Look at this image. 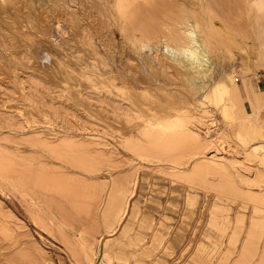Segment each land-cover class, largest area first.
<instances>
[{"label": "rangeland", "instance_id": "obj_1", "mask_svg": "<svg viewBox=\"0 0 264 264\" xmlns=\"http://www.w3.org/2000/svg\"><path fill=\"white\" fill-rule=\"evenodd\" d=\"M188 2L189 0H156V17L165 21L171 16L180 18L183 16L182 9L188 5ZM12 3L8 6L12 19L11 27L0 20V116L5 119L4 121L0 120V143H3L2 146L0 144V151L4 156L10 158L15 154L18 157V153H20L19 159L21 161L32 163L30 168L33 174H40L44 182L49 179L50 183L47 182L45 185L46 190L41 189V185H35L33 191L38 199L44 205H47L45 207L52 214V219L49 220L45 217L46 215L30 208L21 200L22 198L18 193L12 192L8 186L0 183V205H2L0 206V264H20L21 262V264H25L23 259L26 260V258L33 259V264H47V261L50 264H132L133 252H141L143 249L149 248L152 243L151 231L155 227V222L161 220L162 217L165 218V220L164 218L162 220V226L164 225L165 228L164 232L168 231V233L162 239L157 240L159 243L154 240L155 246L151 249L149 257L144 256L143 259L142 255L138 256L144 264H152L154 261H158V264H188V262L191 264H264V240H261L262 242L257 247L256 237L254 235L253 237L249 236L248 241L243 246V248L246 246L244 249L246 253L244 252L245 254L242 255L243 248L241 250L242 241L246 237L248 229L253 234H257L261 226L264 228V169L258 166L259 161L256 158L248 154L251 144L255 141L243 142L240 140L235 132L234 125L226 126V134L219 139L216 132L219 130V126L224 124L222 112L213 101L200 98L199 101L202 104L194 101L196 103L192 106L193 100L189 103L191 104L190 115L200 114L199 108L202 107L207 110V114L215 118L216 127L205 126L206 130L204 132L207 136L215 135L212 141L207 144L206 142L203 144V141H201L196 145L184 136L172 133L168 136L170 142L164 144L162 141L158 142L156 135L158 131L153 130L155 133L150 134L151 137H149V134L145 136L141 133L135 137L140 143L138 146L135 144L124 149L118 142L124 137L121 133L110 128L107 121L99 115L97 116L91 111H84L75 104L72 97L67 93V88L65 90L62 86L66 82H63L58 66L53 64L48 67L47 71L41 70L40 62L45 61L43 60L45 54L41 49L42 46L37 36L31 32L34 29L30 30L23 21L16 17V10ZM215 3L216 5H214ZM204 5H206L205 15L213 37L218 45L219 42H223L221 52L225 54V58L223 57L224 59H221V62L226 63L225 59L230 57L231 60H235L234 65H237L235 82L237 89L239 88L238 93L241 106H243L241 110L251 112L250 97L248 98L247 90L243 84H248L259 97H264V61L262 59L264 56V10L262 15L258 14L256 8L246 0H204ZM112 25L113 27L110 24L109 26L105 25V27L117 44L116 48L113 49L112 58L114 59L111 61L105 57L103 58L113 67L112 71L116 76V66L118 65L121 68L123 67L122 60L132 59L131 54H129L131 41L129 45L130 36L124 37L120 33L121 30L117 31L119 30L116 27L117 25ZM15 26L27 30L24 34L19 35V32L15 30ZM65 30L64 36L69 33L68 29ZM94 32L91 28L90 37L95 41L97 38L93 35ZM241 39L249 43L244 50L240 48L239 41ZM34 42L39 48L38 51L40 50L37 55L34 54L33 48L27 47ZM15 49L21 51L22 59H19V57L17 59L14 56ZM233 49L236 51H233ZM256 51L262 54L261 58L257 57L259 54ZM235 52H238V55L249 62L248 67L238 61L239 59H234ZM9 59L18 63L17 69L8 67ZM74 61L71 59L68 64L70 71H77L79 68L78 63ZM81 67H85L86 70ZM81 67L82 72L89 71V66L84 65ZM92 79L91 77L90 80L93 81ZM116 84L119 85L118 80ZM138 88L140 87L138 86ZM98 90L96 88L93 90L91 87L83 93L86 98L90 93V95L92 93L99 95L98 98L101 100L98 102H105V107L108 106L107 102H113L112 104L115 103V100L118 103L121 102L117 101L116 98L118 97L110 96L108 91ZM46 96L48 98H45ZM103 97L107 98L103 100ZM98 102H90V104L92 107L97 106V110L106 113L107 108L104 110L102 108L104 106ZM95 104L96 106H94ZM114 105L117 106V103ZM237 107L239 109V105ZM16 109H22V112ZM238 109L234 108L235 118L237 119H234V122L236 124L239 123L244 114ZM238 113L242 115H238ZM6 115L9 116L8 119H6ZM108 115L111 117L110 114ZM81 119L87 122L84 124ZM92 127L95 129L92 130ZM103 128L105 129L103 130ZM246 128H241V134ZM262 131L264 132V128ZM157 134L159 135V133ZM110 135L112 138L116 136L118 138L112 139ZM110 140L117 141L118 146ZM223 141L224 144L226 142L225 145L222 144ZM258 141L264 142V139ZM14 144L15 147H9L14 146ZM19 147L22 149H19ZM109 149L112 151L111 157ZM31 151L32 153H30ZM11 154L12 156H10ZM28 154L31 156H28ZM17 157L12 158L18 161ZM223 159L231 163V167H225L223 163L226 162H223ZM238 162L246 168H240ZM112 166H116L113 172V174L116 172L114 175L110 173V167ZM83 171L95 173V177L91 179L90 183L79 174H85ZM135 171L142 172L145 177L136 179L132 196L130 195V197L128 192L118 193L119 187L127 184L124 180V178H127L125 173H134ZM54 174L57 176H53ZM92 184L94 185L93 188H91ZM69 186L72 190L70 192L66 191V187ZM60 188L64 189L61 190ZM189 196L193 201L194 216L192 215L189 218L188 225L182 232L180 240L170 242L171 233L177 226L178 219L185 206V200ZM129 197L130 202H137L141 209L149 207L153 213V224L146 233V236H148L142 241L133 242L128 240L130 236L134 235L136 222L123 237H115L120 231V229L118 230L119 224L127 217L125 216L124 207L127 209L126 200L128 201ZM215 203H232L233 205L229 211V219L224 220L227 232L223 236V242L219 241L218 244L215 238H211L214 241H211V244L215 246L213 252L217 253L216 255L212 253L209 257L207 256V259L206 256L197 254L194 246L204 233L208 219L212 216L220 218L223 214V210L219 206H214ZM4 204L8 209L3 206ZM107 209H109L108 212H106ZM110 209L114 210H111L113 213L110 212ZM2 213L3 215H1ZM122 213L123 217L120 218L119 215H122ZM199 215L201 217L200 222L196 223ZM237 217L244 219L243 225L234 222ZM65 222L66 224H64ZM194 226L196 231L193 228ZM76 228L79 231H84L86 236L91 237L95 247H97L100 239L97 249L94 247L93 250L95 252L97 250L95 258L89 262L76 244L78 234L73 236L68 233V231L73 232ZM228 231H232V234ZM235 234L240 238L236 242L231 239ZM107 237H110V241L105 248L110 252V262L102 254L104 239ZM66 239L70 243V245L68 243L70 246L68 248L71 249H68L67 245H63V240ZM226 240L228 241L226 242ZM173 241L178 243L175 244ZM68 250H71V253ZM116 251L121 252L125 260L116 262ZM45 259L47 261L43 262ZM248 259L249 261L246 263Z\"/></svg>", "mask_w": 264, "mask_h": 264}, {"label": "bare ground", "instance_id": "obj_2", "mask_svg": "<svg viewBox=\"0 0 264 264\" xmlns=\"http://www.w3.org/2000/svg\"><path fill=\"white\" fill-rule=\"evenodd\" d=\"M246 1H248L253 7L256 8L258 14L261 15L263 14L262 12L264 10V0H246ZM9 2L10 3L13 2L12 5L14 4L16 10L15 13L16 17L21 21H23L30 30L32 28L34 29L31 30V32L32 34L37 36L39 43L42 46L41 49L44 51L45 54V59H43L45 61L40 62L42 66L41 70L47 71L48 67L52 66L53 64L58 66V68L60 69L59 74L61 75L62 80L63 82H66V84H62V86L64 87L65 90L67 88V93L72 97L75 104L81 107L82 110L84 111H91L97 116L99 115L100 117H102L107 121V124L110 128H112L115 131L117 130L119 133H121L124 137L122 138V140L120 139L118 142L122 145L124 149H127L129 148V146L135 144H137V146L138 144H140L138 140L135 138L138 136V134L140 133L141 135L145 134V136L149 134V137H151L150 134L153 135L156 130L158 131L157 133H159V135L156 133L158 142L162 141V143L164 142V144L170 142V137L168 136L171 135L172 133L180 134L196 145L198 143H201V141H203V144L204 142H206V144L209 143L210 141L213 140V136L215 137V135L207 136L206 134H204L206 130L205 126L216 127L215 118L207 114L208 113L207 110L203 109L202 107L199 108V111L201 112L200 114L190 115L191 104L189 103L191 102V100H193L192 106H194L196 103L194 101H198L199 103L202 104V102H200L199 100L200 98H203L213 101L222 112L224 124L219 126V130L216 132V135H219V139L220 137H223L226 134V130H225L226 126L234 125L235 132L237 133L240 140H242L243 142H247L248 140L255 141L251 144L250 152L248 154L256 158L257 161H259L258 166L264 169V142L258 141L264 139V132L262 131L264 128V97L262 98L259 97V95H257L248 84L242 83L247 90L248 98L250 97L252 111L243 112V110H241L243 106H241V99L238 93L239 88L237 89V84L235 82L237 65L236 66L234 65L235 60H231L230 57H229L230 59L228 57H227L228 59H225L226 63L223 64L222 63L223 61L221 62V59L225 58L224 56L225 54L221 52L222 51L221 46L223 45V42L222 43L219 42L218 45V42L213 37V34L210 31V25L208 19L206 18L207 16L205 15L206 5H204V0H189L188 5H186L185 8L182 9L183 16H181L180 18H175L171 16L168 17V20L166 21L156 17V10H157L155 4L156 0H0V20L4 22L6 25H9L11 27L12 19H11V15L9 14L10 13L9 10L10 8H8L10 4ZM214 5H216V3ZM109 24L112 27H113L112 24L114 25L116 24L117 29L119 28V30L117 31L121 30L120 33H122L124 37L130 36V40L128 42L129 45L131 41V45L129 46V52H130L129 54H131L132 59H128L129 61L122 60V64L124 68L123 67L120 68L118 65L116 66L115 68L117 72L116 76L112 71L113 67H111L103 58L105 57L106 59L112 61L114 59L112 58L113 49L116 48L117 45L114 42V37L108 32V29L105 27V25L109 26ZM15 27H16L15 30L19 32V35L24 34V32L27 30L23 27L22 28H18L17 26ZM91 28L93 29V31H95L94 32L95 34H93L97 38V40L95 41L92 40L90 37ZM65 29L69 30V33L66 36L63 35V33L66 32ZM122 34H121V38H122ZM239 42H240L241 50H244L246 46L249 45L248 42L242 39ZM27 47L33 48L35 55H37V52L40 51V50L38 51L39 48L38 46H36L35 42L33 44H29ZM120 48L122 49L121 46ZM101 50H103V52H101ZM14 51H15L14 56L17 59L18 57L19 59H22L21 51L19 49H15ZM230 51L232 50L230 49ZM233 51L236 50L233 49ZM121 53H120V57H121ZM237 53L235 52L236 56L234 59L236 60L239 59L238 61H240L243 65L248 67L249 62L245 61L244 58L238 55ZM257 54H259L257 57L261 58L262 54H260V52L259 53L257 52ZM263 57L262 59L264 61ZM71 59L75 60L74 62L78 63L79 68L77 69V71L69 70L68 64L70 63ZM17 64L18 63L10 61V59L8 60V67L11 69L13 68L17 69L18 67ZM84 65L89 66V71L88 72L86 71V73L80 70V67ZM81 68H83V70H86L85 67H81ZM23 75L25 76V74ZM91 77L93 78L92 79L93 81L90 80ZM117 80L119 81V85L116 84ZM25 81L27 82V80ZM138 86L140 88H138ZM91 87L93 88V90L96 88L103 92L108 91L110 93V96L118 97L116 98L117 101L119 100L121 102L118 103L115 100L117 106L114 105L115 103L112 104L113 102L112 103L107 102L108 106L105 107L104 106L105 102H98L99 100H101L100 98H98L99 95L97 94L94 95L93 93L92 95H90L91 93L88 94V92H86L88 94L87 97L88 99H87L83 92L87 91ZM45 98L48 97L46 96ZM106 98L103 97V100ZM235 101H236V105L237 106L239 105V109L235 105ZM90 102L101 103L100 105L104 106L101 107L104 110L107 108L106 110L107 112L103 113L97 110L96 104L94 105L96 107H92ZM235 107L238 109V111L240 110L242 111V113H244L243 118H241L238 124L234 122V119H236L235 118L236 112L234 110ZM25 109L24 111L27 112V110ZM21 110L19 109L18 111ZM108 114H110L111 117H109ZM238 115H242V114L238 113ZM8 117L9 116H7L6 119H8ZM0 120L4 121L5 119L1 117ZM81 121L83 120L81 119ZM77 122H79V119L78 121H76V123ZM86 122L87 121L85 122L83 121L84 124ZM87 124L89 125V122ZM243 127L245 128L247 127V128L246 130L244 129L245 131L241 134L240 130ZM84 128L88 129L86 127ZM94 129L95 128H93L92 130ZM104 129L105 128H103V130ZM3 141L6 140L4 139ZM15 144L14 146H12L13 145L12 144L9 147H15ZM222 144H224V141ZM116 145L118 146L117 143ZM19 149L22 148L19 147ZM30 153H32V151ZM12 154L10 156H12ZM18 154L20 156V153ZM34 154L35 153L33 152V155ZM25 155L27 156V153ZM15 156L17 157L16 154ZM19 156L17 157L18 161H15V159L13 160L12 157L11 159L8 156H4L3 153L0 151V183L8 186L10 188L9 190H11L12 192L18 193V195H20V197L22 198L21 200H23L25 204H27L30 208H33L34 210H38L43 215H46L45 217H47V219L49 218V220H51L52 214L48 211L47 207H45L47 205H44V203L38 199V197L34 194L33 191L35 189V185H41L42 186L41 189L46 190L47 187H45V185L47 184V182H49V179L46 178L47 181L44 182L42 180L43 177H40L39 173H38L39 175H37L36 173L33 174L30 168L32 163L29 164L28 162L21 161V159H19L20 158ZM28 156L31 155L28 154ZM111 156H112V151L110 150V157ZM112 158L111 160H113ZM225 160L223 159L222 161L226 162ZM39 163L41 164L40 161ZM114 164H116L115 161ZM223 164H225V167L226 166L231 167V163L229 162ZM240 164L238 162V165ZM115 167L113 166L110 167L111 175L113 174ZM239 167L246 168V166H244L243 164L240 165ZM84 173L85 174L82 173L79 174L89 183L91 182V179L95 177V173H92L90 171H85ZM125 174L127 175L126 176L127 178L126 179L124 178V180H126L127 184L124 182L126 185L119 187L118 193L124 194L128 192L129 196L130 195L132 196L133 186L136 182V179L144 178L145 176L140 171H135L134 173L131 172L128 174L125 173ZM53 176H55V174ZM118 182H120V180H118ZM115 185L117 186V184ZM30 186L32 188H29ZM92 186L94 187L93 184L91 185V188H93ZM70 188L71 186H69L68 188L66 187V191L67 190L69 192L72 191ZM60 189L62 190L64 188H60ZM113 197L114 196L112 195V198ZM130 197L128 198V201L126 200L127 209L124 207V210L126 211L125 216L127 217L124 220H122L121 224H119L120 225L119 228L117 227L118 230L120 229V231L117 234L115 233L116 234L115 237L116 238L123 237L127 233V230L132 229L134 223L136 222L137 226L135 227V231L133 233L134 235L130 236V239L128 240H131L133 242L140 240L142 241L148 236V235L146 236V233L153 224V213L151 212L149 207H145L141 209L137 204V202L135 201L130 202ZM185 201H186L185 206L182 209V213L180 215V218L178 219L177 226L174 228L175 230L177 228L179 229H177L176 231L175 230L172 231L169 240L170 242L172 240H176V241L180 240L182 232L184 231L185 227L188 225L189 218L194 214L193 211L194 205L190 196L187 197ZM233 201L235 202V200ZM232 205H233L232 203L214 204V206H219V208L223 210V214L220 216V218H214L212 216L208 219L207 227L204 229V233L202 234V236H200L198 242L194 246V250L197 254L209 257V255L214 253L213 251L215 246L211 244L212 241L211 238H215L218 244L219 241L223 240V236L227 232V226L226 224H224V220L229 219L230 216L229 211L232 209ZM3 206H5L6 209H8L6 204H4ZM108 210L109 209H107L106 212H108ZM111 210L112 211L114 210L110 209V212L113 213ZM1 215H3V213ZM119 217L120 218L123 217V213L122 215H119ZM163 218L164 217H162L161 220L159 219L157 222H155V227L152 229L150 235L152 238V243L150 244L149 248L143 249L141 252H133L134 259L132 264H144L142 259L139 258L138 256L142 255L143 259L144 256H148L151 249L154 248L155 246L154 240L157 241L158 239H162L168 233V231L164 232L165 229L163 227L164 225L162 226ZM200 218L201 217L199 215L198 220H196V223L200 222ZM136 219L137 221H135ZM234 222L243 225L244 219L237 217ZM64 224H66V222ZM195 226L193 228L196 231ZM228 232H231L232 234V231H228ZM68 233H70L73 236L78 234L76 244L80 247V250L84 253L83 255H85L88 262L90 260H93L97 253L96 249L98 247L100 239L98 240L97 247H95L94 241L91 240L92 238L86 236L84 231H79L76 228L75 230H73V232L68 231ZM253 235L257 239L256 245L257 247H259V243L262 242L261 240H264L263 226L259 228V232L257 234L256 233L253 234V232L251 230L249 231V229L246 231V237H244V240L242 241L241 250L248 241V237L249 236L253 237ZM93 239L95 240V238ZM231 239L232 241L236 242L240 238H238V235L235 234L232 236ZM104 240L105 242L103 244L104 246H103L102 254L103 257L108 259L110 262V258H109L110 252L108 251L107 248H105L110 241V237H107ZM228 240H226V242ZM159 241L161 242V240ZM176 241L173 242L176 244L178 243ZM68 243L69 242L67 241V239L63 240V245L65 246L67 245L66 246L67 248L70 245V243L69 245ZM94 247L96 248L95 249L96 252L93 251ZM245 247L243 248L242 255L244 252L246 253V251H244ZM69 252L71 253V250ZM216 253L214 254L216 255ZM115 257H116L115 258L116 262H119V260H125L121 252H117L115 254ZM32 260L33 259L26 258V260L23 259V263L33 264ZM45 261L47 260L45 259L43 262ZM248 261L249 259L246 261V263ZM48 262L49 261H47L46 263L50 264V262L49 263ZM157 262L154 261V263L152 264H158ZM188 264L191 263L188 262Z\"/></svg>", "mask_w": 264, "mask_h": 264}]
</instances>
